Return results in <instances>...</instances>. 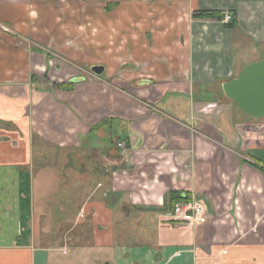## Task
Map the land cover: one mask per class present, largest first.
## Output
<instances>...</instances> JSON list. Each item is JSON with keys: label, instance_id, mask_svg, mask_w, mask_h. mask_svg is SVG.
I'll return each mask as SVG.
<instances>
[{"label": "crops", "instance_id": "1", "mask_svg": "<svg viewBox=\"0 0 264 264\" xmlns=\"http://www.w3.org/2000/svg\"><path fill=\"white\" fill-rule=\"evenodd\" d=\"M263 57L264 0H0V264H264V116L222 91Z\"/></svg>", "mask_w": 264, "mask_h": 264}, {"label": "water", "instance_id": "2", "mask_svg": "<svg viewBox=\"0 0 264 264\" xmlns=\"http://www.w3.org/2000/svg\"><path fill=\"white\" fill-rule=\"evenodd\" d=\"M90 71L94 76H100L103 68L93 67ZM222 91L225 97L232 100L247 116L256 119L263 117L264 57L245 66L237 78L222 85Z\"/></svg>", "mask_w": 264, "mask_h": 264}, {"label": "rangeland", "instance_id": "3", "mask_svg": "<svg viewBox=\"0 0 264 264\" xmlns=\"http://www.w3.org/2000/svg\"><path fill=\"white\" fill-rule=\"evenodd\" d=\"M208 109H210V108H207L206 111ZM119 146H121V145H119ZM36 147H37V145H34V148H33V153L35 154V156H36V153L39 151V149ZM51 157H52V155H51ZM55 157L56 158H62V155H57ZM66 161H68V164L71 166H73L75 163L71 154L66 157ZM66 161H65V163H66ZM188 201H190V200H188ZM119 206L120 205L117 203L115 205H111L110 208L113 209L117 215H119V214H121L120 210H119ZM122 216L123 217H122V219L120 218V222L124 221L125 223H124L123 227L118 226L117 229L124 228V230H125L128 227H131V229H134L137 226V223L134 224V222L132 220H130V218L129 219L125 218L126 215L123 214ZM177 222L179 223V222H183V221H177ZM177 222H174V223H177ZM117 229L115 230V233L117 232ZM69 236L72 239H74V236H76V234L72 233ZM70 237H69V239H70ZM115 239L120 240L119 236L117 234H115ZM70 241H71V239H70ZM68 244H69L68 245L69 249H68L66 254L63 255L61 252H57V251L52 254L54 256V258H56L57 261L61 262L60 264H106L107 263L106 258L109 256V251H107V250L101 251V250H97L95 248L94 249L91 248V250H87V251L80 250V251L73 252L70 249V247H73L74 244L71 242ZM57 247H61L60 242H58ZM63 249H65V248H63ZM62 252H63V250H62Z\"/></svg>", "mask_w": 264, "mask_h": 264}, {"label": "built area", "instance_id": "4", "mask_svg": "<svg viewBox=\"0 0 264 264\" xmlns=\"http://www.w3.org/2000/svg\"><path fill=\"white\" fill-rule=\"evenodd\" d=\"M229 20L230 16L224 14L222 23L227 24ZM166 219L169 222L183 221L189 225L195 223L204 224L205 210L200 202L183 200L175 205L173 211L167 215Z\"/></svg>", "mask_w": 264, "mask_h": 264}, {"label": "trees", "instance_id": "5", "mask_svg": "<svg viewBox=\"0 0 264 264\" xmlns=\"http://www.w3.org/2000/svg\"><path fill=\"white\" fill-rule=\"evenodd\" d=\"M228 15L230 16V20L228 21L227 24H225L226 28L231 29L235 24H236V15L234 13H228ZM196 18H201V19H212V20H216L221 22L223 19V13L222 12H218V11H206V12H198L197 14H195ZM66 89L67 90H72V86L71 84H66ZM61 89L63 88V86L60 87ZM250 163V162H249ZM250 165H252L253 167L264 171L263 166L258 165L257 163H250ZM187 201V199H183L182 196L180 194H177L175 192H171L168 197H167V204L169 207V211H173L175 205L181 201Z\"/></svg>", "mask_w": 264, "mask_h": 264}, {"label": "bare ground", "instance_id": "6", "mask_svg": "<svg viewBox=\"0 0 264 264\" xmlns=\"http://www.w3.org/2000/svg\"><path fill=\"white\" fill-rule=\"evenodd\" d=\"M235 104V103H234Z\"/></svg>", "mask_w": 264, "mask_h": 264}]
</instances>
